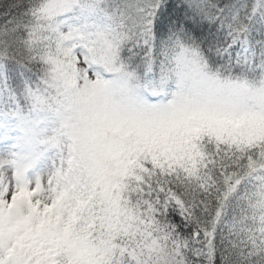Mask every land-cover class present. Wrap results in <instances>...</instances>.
<instances>
[{"label":"snow or ice","instance_id":"snow-or-ice-1","mask_svg":"<svg viewBox=\"0 0 264 264\" xmlns=\"http://www.w3.org/2000/svg\"><path fill=\"white\" fill-rule=\"evenodd\" d=\"M0 264H264V0H0Z\"/></svg>","mask_w":264,"mask_h":264}]
</instances>
